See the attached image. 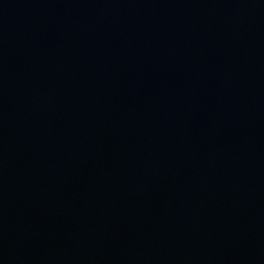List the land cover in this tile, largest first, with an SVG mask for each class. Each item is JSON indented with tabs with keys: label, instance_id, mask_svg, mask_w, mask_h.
<instances>
[{
	"label": "water",
	"instance_id": "1",
	"mask_svg": "<svg viewBox=\"0 0 264 264\" xmlns=\"http://www.w3.org/2000/svg\"><path fill=\"white\" fill-rule=\"evenodd\" d=\"M0 264H264V0H0Z\"/></svg>",
	"mask_w": 264,
	"mask_h": 264
}]
</instances>
